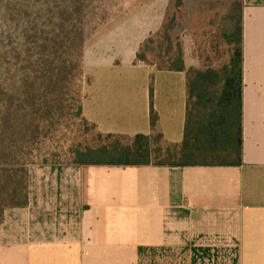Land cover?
I'll return each mask as SVG.
<instances>
[{"label": "crops", "instance_id": "1", "mask_svg": "<svg viewBox=\"0 0 264 264\" xmlns=\"http://www.w3.org/2000/svg\"><path fill=\"white\" fill-rule=\"evenodd\" d=\"M158 10L122 23V46L115 30L87 46L82 116L103 135L148 136L152 88L158 131L178 146L185 72L134 63ZM240 15L242 165L32 166L27 206L3 215L0 264H264V0H241Z\"/></svg>", "mask_w": 264, "mask_h": 264}, {"label": "trees", "instance_id": "2", "mask_svg": "<svg viewBox=\"0 0 264 264\" xmlns=\"http://www.w3.org/2000/svg\"><path fill=\"white\" fill-rule=\"evenodd\" d=\"M9 0H0V83L7 82V75L13 65L27 60L31 56L32 65H43L38 79L31 84L24 72L15 83L20 98L16 101L18 122L22 124L31 117L26 131L12 132L8 142L0 140V225L7 209L24 208L28 203L27 177L32 166H64L60 159L40 164L31 159H24L20 154V145L28 139L40 137L39 126L49 129L54 126V119L62 116L64 111H75V118L86 131L92 133L90 144L81 141L68 149L65 160L71 166L103 167H240L242 165V36L241 15L239 12L236 25L224 41L230 47L228 62L219 69H186L184 52L179 40L175 39L176 14L167 15L162 26L155 34H150L139 46L135 64H144L158 71L185 72L186 74V112L183 138L180 145L164 142L158 131V116L152 105V88H150L149 125L150 135H103L89 124L82 116L80 97L79 64L83 52V30L81 16L84 1L87 0H47L55 3L59 11L60 41L53 65L48 60H37L35 56L47 51L42 30L43 0H26L28 6L14 10L9 8ZM180 7L177 6L176 10ZM53 8L45 11L51 14ZM13 20H24L30 28L15 24L20 30L13 33ZM31 20V21H30ZM54 44V42H53ZM57 53V52H56ZM41 61V62H40ZM55 63V64H54ZM82 69V65L80 66ZM27 69V68H26ZM29 69V67H28ZM6 75V78L4 76ZM41 82L37 87L36 83ZM88 80L86 84L89 83ZM37 85V84H36ZM30 86V88H29ZM35 86V90L32 88ZM0 89V106L13 104L12 96ZM3 102V103H2ZM0 107V108H1ZM7 109L8 106H6ZM9 112L0 116V136L10 126ZM26 121V120H25ZM48 133V131H46ZM90 134V133H89ZM80 134L77 136L79 137ZM88 133L83 134L86 138ZM89 136V135H88ZM69 159V160H68Z\"/></svg>", "mask_w": 264, "mask_h": 264}, {"label": "rangeland", "instance_id": "3", "mask_svg": "<svg viewBox=\"0 0 264 264\" xmlns=\"http://www.w3.org/2000/svg\"><path fill=\"white\" fill-rule=\"evenodd\" d=\"M8 2L9 8L12 9V15H14V10L30 4L26 0H9ZM179 5L180 7L176 10ZM43 6L41 22L46 39L44 43L48 45V50L41 52L44 56H35L34 63H37V60L42 57L41 61L46 59L52 62L51 67H55L53 62L57 54H60V49L57 46L61 37L59 27L61 23L59 11L61 8H58V4L54 8L55 3L52 1L47 3V0H43ZM162 6L164 7L162 23L167 15L176 14L174 37L179 40L184 52V58L188 64H195L197 69L204 70L206 68L219 69L228 62L230 47L225 43L224 36L230 35L232 28L237 23L241 0H87L84 1V10L81 16L84 38L83 56L80 60L82 69L79 64L78 71L80 72L79 90L81 98L84 97L85 83L90 80L84 72V53L87 46L114 30L110 34V36L114 35L112 42L122 46V23L144 8H154V12L157 13ZM51 8H53L52 13L45 14V11ZM13 21L14 23L11 26L16 36L20 34V30H15L17 22L25 28L31 27V25H28L29 21L28 23L24 20ZM135 26L136 20L129 23L128 31L126 30L127 33H133ZM3 30V23L0 22V31ZM158 30L151 34H155ZM117 49L122 51V47L117 46ZM120 53L122 54V52ZM31 57L14 65L12 63L10 73L7 75L8 81L0 83V89H5V92L9 93L14 100L11 106L5 105L3 102V107L0 106V116L6 110L10 114L9 124L12 128L5 129L0 136V140H6L5 144L8 148L12 147L9 145L7 136L13 131H26L28 123L31 121L30 116L22 124L17 120L20 118V113L17 112L18 105L16 101L19 100L20 96L15 88V83L19 81L20 75L23 74V68L27 74V79L30 81L29 84L38 79V73H41L44 69L43 65H32ZM4 78H6V75ZM36 84L35 86L37 87L41 82L39 81ZM35 86H32L34 90L36 89ZM37 90L40 91L38 87ZM39 130H41L39 138H30L27 142L20 145V148H22L20 154L23 155L24 159L33 160L35 164H40L44 159L47 160V163L60 159L61 164L66 165L65 157H67L68 149L72 147L75 141L86 143L88 141V144L91 145L92 133L86 131L81 126V123L77 121L74 110L64 111L62 116L55 118L52 130L51 128L50 130L45 128L43 123L39 126ZM85 133L89 135H86V138L83 136ZM78 134H80L79 137L77 136ZM12 149L14 150V148Z\"/></svg>", "mask_w": 264, "mask_h": 264}]
</instances>
